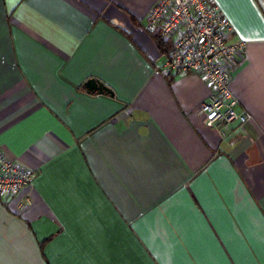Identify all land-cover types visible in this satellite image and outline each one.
Segmentation results:
<instances>
[{"label": "crops", "instance_id": "1", "mask_svg": "<svg viewBox=\"0 0 264 264\" xmlns=\"http://www.w3.org/2000/svg\"><path fill=\"white\" fill-rule=\"evenodd\" d=\"M156 1L0 0V147L36 172L0 196V264H264V0H215L247 42L222 132L165 72Z\"/></svg>", "mask_w": 264, "mask_h": 264}, {"label": "built area", "instance_id": "2", "mask_svg": "<svg viewBox=\"0 0 264 264\" xmlns=\"http://www.w3.org/2000/svg\"><path fill=\"white\" fill-rule=\"evenodd\" d=\"M145 29L170 46L167 74L196 75L209 87L199 110L209 128L222 132L248 122L231 89L232 70L245 57L247 42L232 40L234 28L215 0H157ZM35 178L34 170L9 160L0 147V196H19Z\"/></svg>", "mask_w": 264, "mask_h": 264}, {"label": "water", "instance_id": "3", "mask_svg": "<svg viewBox=\"0 0 264 264\" xmlns=\"http://www.w3.org/2000/svg\"><path fill=\"white\" fill-rule=\"evenodd\" d=\"M86 91L90 94H98V95H110L114 96L113 91L107 87L104 83L97 79H90L84 85Z\"/></svg>", "mask_w": 264, "mask_h": 264}, {"label": "trees", "instance_id": "4", "mask_svg": "<svg viewBox=\"0 0 264 264\" xmlns=\"http://www.w3.org/2000/svg\"><path fill=\"white\" fill-rule=\"evenodd\" d=\"M154 38L157 41L161 52L168 55L170 51V46L167 43H165L162 39H160L159 37H154Z\"/></svg>", "mask_w": 264, "mask_h": 264}]
</instances>
